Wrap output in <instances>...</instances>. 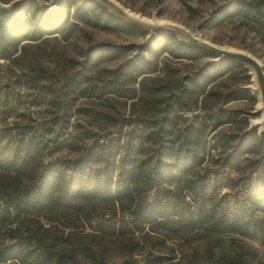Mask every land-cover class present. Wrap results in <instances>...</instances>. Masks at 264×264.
Here are the masks:
<instances>
[{
    "label": "trees",
    "instance_id": "obj_1",
    "mask_svg": "<svg viewBox=\"0 0 264 264\" xmlns=\"http://www.w3.org/2000/svg\"><path fill=\"white\" fill-rule=\"evenodd\" d=\"M69 1L74 5L71 19L59 3L45 9L36 0H24L0 9V56L9 57L27 40L59 34L67 39L78 21L136 31L95 0ZM263 5L264 0H226L213 11V18H237L264 43ZM141 47L152 56L161 50L190 60L206 55L166 31ZM128 49L93 42L85 49L83 64L91 70L122 58ZM237 66L240 63L231 59L209 60L183 76V82L170 85L167 105L197 110L190 117L144 116L129 129L121 126L89 136V142L70 137L54 139L50 145L42 137L33 139L12 126H0V220L16 222V226L26 218L37 221L22 233L12 228L11 242L0 243V264H79L78 256L93 255V240L125 234L127 228L163 229L176 236L238 234L264 241V134L244 127L221 128L237 117L196 103L210 82ZM157 70L154 60L136 54L109 71L134 83ZM145 77L138 81L140 90L151 92ZM97 87L103 93L116 90L115 84L109 82L107 87L106 81ZM244 93L245 89L229 90L222 101L244 98ZM88 111L100 120L113 117L107 110ZM64 147L75 155H55ZM230 171L236 176L230 177ZM224 187L228 191L221 192ZM119 211L123 216L115 219ZM80 225L90 229L88 243L59 248L57 243L67 239L64 230L69 235Z\"/></svg>",
    "mask_w": 264,
    "mask_h": 264
},
{
    "label": "rangeland",
    "instance_id": "obj_2",
    "mask_svg": "<svg viewBox=\"0 0 264 264\" xmlns=\"http://www.w3.org/2000/svg\"><path fill=\"white\" fill-rule=\"evenodd\" d=\"M20 1L24 0H0V9H10ZM36 1L45 9L58 3L63 5L71 19L74 5L69 0ZM95 1L136 31L99 28L78 21L67 39L59 34L27 40L9 57L0 56V126H12L33 139L42 137L50 145L54 139L70 137L89 142V136L113 132L121 126L123 130L129 129L144 116L152 119L173 115L180 119L190 117L197 110L167 105L165 99L170 85L176 80L178 84L183 82V76H190L209 60L231 59L240 66L210 82L196 103L206 108L219 107L221 112L237 117L235 122L222 123L221 128L244 127L264 134V43L257 32L237 18L214 20L213 11L226 0ZM160 31L170 32L203 49L206 55L190 60L161 50L152 56L141 45ZM93 42L122 44L129 49L122 58L89 70L83 64L84 54ZM242 52L258 60L256 68L237 57ZM136 54L154 60L158 70L139 76L134 83L110 73L119 62ZM142 76H146L147 88L153 91L140 90L138 81ZM105 81L107 87L109 82L115 84L114 93L96 90ZM236 88L245 89V97L223 103L222 95ZM207 92L211 94L206 98ZM89 108L107 110L113 117L96 119ZM55 155L73 156L75 152L64 147ZM229 176L235 177L236 173L230 171ZM224 191L228 189L224 187L221 192ZM122 216L119 211L115 219ZM39 222L49 226L42 219ZM29 225L35 226L37 221L26 218L16 226V222L0 220V243L11 242L8 234L12 228L17 227L14 232L22 233ZM126 230L125 234L107 240H93V255L78 256L79 264H264V241L257 238L214 233L176 236L163 229L156 232ZM89 231L88 227L80 225L68 235L66 229L63 236L67 239L57 246L64 250L78 241L88 243L86 233Z\"/></svg>",
    "mask_w": 264,
    "mask_h": 264
},
{
    "label": "bare ground",
    "instance_id": "obj_3",
    "mask_svg": "<svg viewBox=\"0 0 264 264\" xmlns=\"http://www.w3.org/2000/svg\"><path fill=\"white\" fill-rule=\"evenodd\" d=\"M239 56L242 58V60H244L246 63H248L249 65H251L253 68H256L257 67V62H258V60L253 56V55H251V54H249V53H241V54H239ZM259 63V62H258ZM253 85H254V83H253ZM259 95V94H258ZM258 98V97H257ZM259 99V98H258ZM260 102H261V100H260ZM259 105H260V103H259ZM258 105V106H259Z\"/></svg>",
    "mask_w": 264,
    "mask_h": 264
},
{
    "label": "water",
    "instance_id": "obj_4",
    "mask_svg": "<svg viewBox=\"0 0 264 264\" xmlns=\"http://www.w3.org/2000/svg\"><path fill=\"white\" fill-rule=\"evenodd\" d=\"M238 58L242 59L240 56H237Z\"/></svg>",
    "mask_w": 264,
    "mask_h": 264
}]
</instances>
